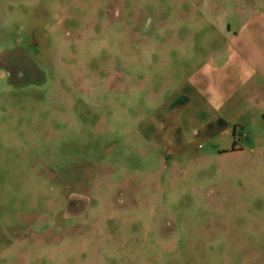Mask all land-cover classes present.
<instances>
[{
    "label": "rangeland",
    "instance_id": "374dc122",
    "mask_svg": "<svg viewBox=\"0 0 264 264\" xmlns=\"http://www.w3.org/2000/svg\"><path fill=\"white\" fill-rule=\"evenodd\" d=\"M211 2L0 0V264H264V138L150 133Z\"/></svg>",
    "mask_w": 264,
    "mask_h": 264
},
{
    "label": "crops",
    "instance_id": "0c3cea01",
    "mask_svg": "<svg viewBox=\"0 0 264 264\" xmlns=\"http://www.w3.org/2000/svg\"><path fill=\"white\" fill-rule=\"evenodd\" d=\"M211 1L206 22L187 21L191 35L163 37L189 50L182 75L154 85L164 92L150 133L162 151L241 153L264 138V0ZM144 38L151 42L152 34Z\"/></svg>",
    "mask_w": 264,
    "mask_h": 264
}]
</instances>
